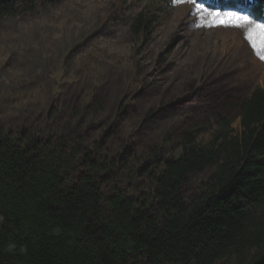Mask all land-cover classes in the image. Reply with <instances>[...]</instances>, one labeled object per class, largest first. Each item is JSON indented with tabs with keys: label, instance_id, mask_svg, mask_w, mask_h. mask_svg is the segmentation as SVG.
Listing matches in <instances>:
<instances>
[{
	"label": "trees",
	"instance_id": "16d2710c",
	"mask_svg": "<svg viewBox=\"0 0 264 264\" xmlns=\"http://www.w3.org/2000/svg\"><path fill=\"white\" fill-rule=\"evenodd\" d=\"M197 1L264 23V0ZM19 2L0 0V18ZM153 17L138 12L130 32L146 37ZM86 86L74 105L46 103L36 123H0V264H264V87L212 124L139 143L126 132L131 106L106 108Z\"/></svg>",
	"mask_w": 264,
	"mask_h": 264
},
{
	"label": "rangeland",
	"instance_id": "374dc122",
	"mask_svg": "<svg viewBox=\"0 0 264 264\" xmlns=\"http://www.w3.org/2000/svg\"><path fill=\"white\" fill-rule=\"evenodd\" d=\"M116 2L24 0L16 3L17 14L0 18V123L10 130L26 121L36 123L46 103L74 105L86 83V89L106 100V108L112 110L120 100L131 106L137 118L126 132L143 143L150 132L212 124L226 102L241 101L264 87V60L241 29L204 26L187 2ZM197 2L209 11L250 16ZM145 10L154 15L152 29L146 37H136L130 32L131 19ZM151 108L150 120L142 122ZM83 113L84 121L89 114ZM68 114L65 108L60 116ZM232 128L240 131L238 117ZM208 139V132L197 138L200 144ZM203 176H193L185 192L197 188Z\"/></svg>",
	"mask_w": 264,
	"mask_h": 264
},
{
	"label": "snow or ice",
	"instance_id": "6c2138e0",
	"mask_svg": "<svg viewBox=\"0 0 264 264\" xmlns=\"http://www.w3.org/2000/svg\"><path fill=\"white\" fill-rule=\"evenodd\" d=\"M173 2H187L193 5L195 13L204 19V26L220 25L241 29L249 46L261 60H264V23H259L250 16L238 12L209 11L197 0H173ZM209 20L212 21L211 25L208 24Z\"/></svg>",
	"mask_w": 264,
	"mask_h": 264
}]
</instances>
